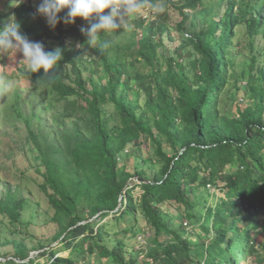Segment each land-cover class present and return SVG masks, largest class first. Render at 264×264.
Here are the masks:
<instances>
[{"label": "trees", "instance_id": "1", "mask_svg": "<svg viewBox=\"0 0 264 264\" xmlns=\"http://www.w3.org/2000/svg\"><path fill=\"white\" fill-rule=\"evenodd\" d=\"M34 1L40 3L19 0L11 16L46 51L61 49L63 59L47 74L21 72L32 90L27 103L40 114L25 115L17 91L0 97V118L26 128L20 153L32 144L37 164L19 174L36 175L54 210L59 244L40 245L38 258L264 264V0H145L152 9L163 2L182 18L173 28L174 51H163L165 38L174 42L167 6L150 20L135 18L128 38L113 42L119 30L88 41L81 32L88 22H63L67 9L51 29ZM49 110L47 130L40 119ZM1 173L7 168L0 162ZM135 178L142 182L131 186ZM21 190L5 188L0 199L2 223L13 236L28 230ZM3 245L12 251L0 253V264H39L22 242Z\"/></svg>", "mask_w": 264, "mask_h": 264}, {"label": "rangeland", "instance_id": "2", "mask_svg": "<svg viewBox=\"0 0 264 264\" xmlns=\"http://www.w3.org/2000/svg\"><path fill=\"white\" fill-rule=\"evenodd\" d=\"M175 1V0H174ZM34 5L38 6L39 2H32ZM15 0H0V26H5L10 18L12 17V10L15 7ZM167 4L157 1L154 5V8H150L148 1L145 3V7L140 10L136 15L128 17L124 22V27L119 30L118 34H112L110 41L113 42H122L124 37L128 38L130 31L134 30L133 20L135 18L149 19L155 13H161L160 9L165 10ZM169 9L170 23L169 28L171 32V38L174 42L165 38V47L163 51H167V48L174 51L179 41V36L176 35L175 30L173 29L177 23L181 21V17L178 15V12L173 9V7L167 6ZM187 14V12H184ZM190 22V21H189ZM185 25V29L188 28V23ZM259 46L264 48V40L259 39ZM51 44H47L48 48H54ZM231 50V49H230ZM232 54V51H230ZM188 57L186 54L184 55ZM245 55L238 56L236 58V65L238 68H243V59ZM0 58L6 59L4 74H0V97L3 96V99L7 95L14 94L17 91L20 93L21 101L20 105L22 106L23 113L25 115L35 112L36 114L41 113V109L32 105L30 107L27 102L28 98L32 94L31 85L27 80L21 79V72L27 68V64L22 60V55L17 53L16 56L14 53L0 52ZM1 62L3 60H0ZM87 66V65H85ZM166 65L162 66V69H165ZM3 86V88H2ZM2 99L0 100L1 106ZM3 103V102H2ZM36 103V102H34ZM40 112V113H39ZM52 111H46L42 113L41 122L45 124V128L50 130L53 128V121L51 119ZM39 119H36L37 122ZM17 126L13 127L11 121H8L5 118H0V162L6 165L7 173L0 174V199L5 195V188L14 189L15 187H20L21 196L26 200V207L21 213V222L25 225H28V230L21 236H13L10 233H7L6 227L2 222L6 223L0 215V231L3 229L5 234L0 233V253L4 254L5 252L12 251V248L8 245H3V243L9 242L10 240L16 239L19 242H22L26 247L31 250L30 259H35L39 264H46L45 258H38V255L43 250L40 249V245H44L48 249V246H57L59 243L54 242L53 238L56 234L57 228L56 224L51 220L54 215V210L50 207L48 200L44 193H42L38 187V184L34 181L36 175L31 172L27 176H20L19 171H25L27 169L33 168L37 162L35 157L37 155L36 151L33 150V145L30 144L25 147V150L28 153L27 155L21 154L22 147L18 146V143H22L23 139L26 136V128L23 123L15 122ZM16 143V144H15ZM5 144V145H4ZM15 144V145H14ZM8 151H14V154H9ZM138 180H133L135 185ZM131 186H134V185ZM140 190L137 188L135 191V196L140 194ZM209 192L214 194V198L217 196H222L221 192H216L215 189L209 188ZM140 244H139V243ZM136 244L138 247L143 245V241L138 240ZM230 246L227 245V248ZM45 248V249H46ZM40 249V250H38ZM68 252L64 251L61 255L66 256ZM231 251L227 259L230 258ZM0 262H5V259L0 258Z\"/></svg>", "mask_w": 264, "mask_h": 264}, {"label": "clouds", "instance_id": "3", "mask_svg": "<svg viewBox=\"0 0 264 264\" xmlns=\"http://www.w3.org/2000/svg\"><path fill=\"white\" fill-rule=\"evenodd\" d=\"M18 2L15 6H18ZM145 7V0H40L36 8L38 15L45 18L48 26L55 29L60 22L59 14L67 9L63 17L65 24H74L77 18L88 22V27L82 28L88 41L97 34L120 30L128 17L136 15ZM160 11H163L161 8ZM0 52L22 55L30 73L43 69L47 74L58 67L63 59L62 50L57 48L46 51L43 43L30 40L22 31L21 25L13 17L0 28Z\"/></svg>", "mask_w": 264, "mask_h": 264}, {"label": "water", "instance_id": "4", "mask_svg": "<svg viewBox=\"0 0 264 264\" xmlns=\"http://www.w3.org/2000/svg\"><path fill=\"white\" fill-rule=\"evenodd\" d=\"M135 180H138V182L140 183V182H142V179L141 178H135ZM133 184V183H132ZM131 184V185H132ZM134 185V184H133Z\"/></svg>", "mask_w": 264, "mask_h": 264}, {"label": "built area", "instance_id": "5", "mask_svg": "<svg viewBox=\"0 0 264 264\" xmlns=\"http://www.w3.org/2000/svg\"><path fill=\"white\" fill-rule=\"evenodd\" d=\"M138 239H139L140 241H143V238H142V237H139Z\"/></svg>", "mask_w": 264, "mask_h": 264}]
</instances>
